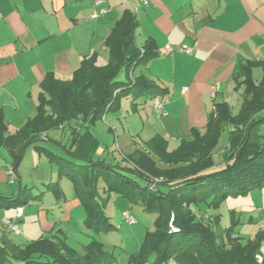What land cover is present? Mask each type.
Returning <instances> with one entry per match:
<instances>
[{"label":"trees","instance_id":"trees-1","mask_svg":"<svg viewBox=\"0 0 264 264\" xmlns=\"http://www.w3.org/2000/svg\"><path fill=\"white\" fill-rule=\"evenodd\" d=\"M136 29L135 14L125 11L104 41L108 55L105 63L100 64L93 52L68 79L48 74L40 84L36 116L18 132L7 135L0 114V149L8 152L16 172L27 145L44 139L60 146V154L37 148L57 166L59 178L72 182L85 224L97 235L116 229L105 210L112 195L155 216L154 232L146 233L129 264H167L175 255H194L201 264H264L258 259L263 233L243 241L232 227L223 232L218 215L201 208L205 203L215 211L228 197L264 189V72L259 82L252 78L254 68L264 71V60L240 67L235 89L242 88V101L236 114L228 104L216 103L204 131L192 130L173 150L165 139L155 136L115 165L95 159L100 143L89 132L92 125L108 112L119 110L122 99H153L167 92L145 76L133 75L136 68L158 56L152 40L137 46ZM121 75L127 80L122 81ZM52 131L67 136V143L49 139L47 133ZM223 132L227 143L219 151ZM214 168L218 170L209 172ZM48 190L55 199L63 198L56 187ZM34 200L41 201V196ZM26 203L21 193L0 195V210L17 209ZM231 223L236 226L238 222L233 218ZM64 237L56 229L22 246L0 242V264L116 261L115 253H109L101 242L91 240L79 255L67 246Z\"/></svg>","mask_w":264,"mask_h":264},{"label":"crops","instance_id":"crops-1","mask_svg":"<svg viewBox=\"0 0 264 264\" xmlns=\"http://www.w3.org/2000/svg\"><path fill=\"white\" fill-rule=\"evenodd\" d=\"M123 1L109 0V13L92 20L91 0H0V114L7 135L18 132L36 116L40 84L48 74L68 79L89 54L95 52L99 59L103 56V61L108 58L104 41L125 11L136 16L138 47L152 40L157 53L169 45L186 46L191 54H158L134 70L136 75L166 89L155 97L162 102L166 115L160 119L153 115L151 97L122 99L130 101L133 119L126 120L122 137L116 141L117 148L122 145L128 155L155 136L165 139L169 149L172 143L177 147L192 130L204 131L216 103H226L237 113L242 88L235 89V77L240 67L264 60V0H148L147 6L142 5V0H128V4ZM256 69L262 70V76L264 71L260 67L252 70L253 80L259 82L262 76L258 81L254 79ZM119 111L123 116L128 114L127 103L120 102ZM107 117L105 114L102 120L105 122ZM113 120L107 125L114 127ZM90 133L101 145L97 136ZM47 135L61 143L68 140L60 131ZM5 152L9 159L0 163V195L12 197L13 191L2 188L7 182L6 171L12 167V159ZM125 155L121 152L122 157ZM122 160L111 159L107 164ZM17 179L20 188L18 175ZM52 198L54 202L48 203L50 210L39 208L43 212L39 220L41 231L38 230L42 238L58 228L57 218L70 221L73 208L65 203V197ZM234 200H241L239 209L234 211L238 222L234 234L243 241L264 234V189ZM53 205L58 206L57 212L61 211L58 216L54 215ZM72 205L81 204L76 199ZM0 219H14V211H0ZM0 230V242L16 246L41 239L24 240L30 233L36 234L34 227L23 234L25 238L20 232L8 233L2 225ZM258 259L264 261V241ZM125 263L129 264V259ZM167 264L201 263L194 255H175Z\"/></svg>","mask_w":264,"mask_h":264},{"label":"rangeland","instance_id":"rangeland-1","mask_svg":"<svg viewBox=\"0 0 264 264\" xmlns=\"http://www.w3.org/2000/svg\"><path fill=\"white\" fill-rule=\"evenodd\" d=\"M106 60L103 61V56H100L99 63L103 64L106 62ZM136 73L137 72L134 71L133 75H136ZM261 76V69L254 70V79L256 81L260 80ZM120 77L122 81L127 80L124 75H121ZM120 102L121 104L127 103V109L129 111L128 114L124 113L125 116H123L122 114H119V110L110 111L107 113L108 117L105 122L101 119L94 125H92L89 129V132H93L95 136H97V138L101 141V145L99 146L95 154V159L102 158L106 163H109L111 159H121V152L123 155L127 154L128 152L127 150L122 149V145L120 146V148H117L116 141L117 139H120L122 137V130L123 128H126L127 124L126 120L129 122L130 119H133L131 118L132 105L129 100H123ZM124 117L126 119H124ZM112 119H114V127L113 125H107L106 123L107 121ZM111 126L112 131L109 130V127L111 128ZM113 129H115L116 132H114ZM226 143L227 134L223 132L219 140L218 150L220 151L221 147H225ZM176 145L177 144L174 143L170 144V150L175 149ZM37 147H42L53 153L55 152L59 154L62 150L60 146L55 145L51 141H41L27 145L23 149L22 156L20 158L21 160L16 166V174L20 178V188L22 191H20L19 188V181H17L14 185H9L7 181L6 184L2 187L4 190L7 189L9 192L13 191L15 196L18 193H21V198L27 200V203L25 205L19 206V208H22L24 212L22 219L18 223L19 232L20 234H22L21 238H25L23 234H25L26 231L30 232L32 227L36 229V234L30 233L24 240L28 241L36 238H42L40 237L41 235H39V232L41 231V228L39 226L41 225V223L39 222V220L40 215L43 212H39V208H49L48 203L54 202L52 196L50 195L51 193L48 190V187L54 186L59 189L58 191H60L61 194L65 197V203H68V205L73 208L71 211L70 221L65 222L63 218L56 219L58 227L56 229L61 230L65 234V237L62 240L66 242L67 246L75 250V252L79 255H82L84 252V247L87 246L91 240H95L103 243L109 253H115L116 261L114 264H127L125 263V259H129L132 255H135L139 251L146 233L154 232L155 216L142 212V209L138 205L130 204L125 200L112 195L110 200L107 202L105 210L106 214L110 218L111 223L116 229L108 234L97 235L93 230H90L86 226L85 213L81 205L76 207L72 205V203H76L77 199V194L74 190L72 182L68 178H59L57 174V166L49 162V158L45 154V152H42ZM3 159H9V157L7 156L5 150L0 149V163L3 162ZM216 170H218V168H214L213 171L211 170L209 172H215ZM99 191L101 193L102 189L99 188ZM36 196H41L42 201L34 200V197ZM241 197L242 196L237 198ZM234 199L235 198L233 197H228L227 200L221 203L218 209L215 211L210 210L205 203H203L201 207L202 209L206 210V213L208 214L218 215L219 222L221 224V227L223 228V232L226 229L232 227V230L235 233V228L238 226L231 225V222L235 215L234 211L239 209V206L241 205V200L235 201ZM52 208H54V215L58 216L61 212H57L58 206L56 207V205H53ZM15 209L16 208H10L8 210L1 209L0 211L12 212ZM124 211H128L129 215L135 221L134 225H130L122 219V213ZM53 212H49V214L51 215V213ZM246 228L247 227L244 226V229ZM20 242L21 241H19V243ZM179 256L184 257L182 255Z\"/></svg>","mask_w":264,"mask_h":264},{"label":"built area","instance_id":"built-area-1","mask_svg":"<svg viewBox=\"0 0 264 264\" xmlns=\"http://www.w3.org/2000/svg\"><path fill=\"white\" fill-rule=\"evenodd\" d=\"M108 1L109 0H91V2H92V13L90 15V18L92 20L103 18L104 16H106L109 13L110 8L107 6ZM122 3L128 4L129 1L124 0ZM142 5L147 6L148 0H142ZM134 10H136L135 7H134ZM174 52L191 54V49H189L186 46H180L177 48H173L172 46L167 45L158 54L163 55V56H169V55H172ZM183 91H185V89H183ZM151 109H152L153 115L157 119L163 118L166 115L164 110H163V104L158 98H153L151 100ZM6 178H7L9 185H14L18 180L17 174L12 168H10L6 171ZM22 215H23V209L17 208L14 210V219H12V220L3 219L1 221V225L4 227V229L8 233L13 234V235H18L19 234L18 222L22 218ZM122 217L126 223H128L130 225L135 224V221L129 215L128 212L123 213Z\"/></svg>","mask_w":264,"mask_h":264}]
</instances>
